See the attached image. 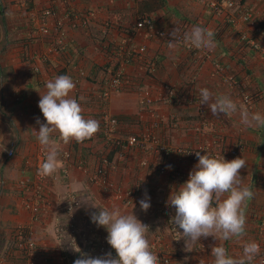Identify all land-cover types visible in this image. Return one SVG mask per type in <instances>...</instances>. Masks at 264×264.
I'll list each match as a JSON object with an SVG mask.
<instances>
[{
  "label": "crops",
  "instance_id": "1",
  "mask_svg": "<svg viewBox=\"0 0 264 264\" xmlns=\"http://www.w3.org/2000/svg\"><path fill=\"white\" fill-rule=\"evenodd\" d=\"M263 5L264 0H235L234 8L218 12V0H26V5L21 0H0V264H24L29 254L36 257L35 264H74L84 254L95 258L111 253L117 258L107 243V229L91 219L99 208L113 207L132 213L147 225L151 251L167 256L171 264H212L211 248L219 243L229 255H241L243 241H218L209 236L186 243L182 230L172 231L175 209L167 201L187 179L155 172L163 154L154 145L149 144L146 151L132 149L120 155L110 141L86 139L64 145L54 136L59 152L57 169L52 176L41 177L38 168L46 152L33 129L39 130L37 118L46 123L38 107L46 82L59 75L72 78L78 68L85 76L78 83L73 81L70 97L80 104L85 119L99 121L100 107L93 95L100 88L99 80L109 66L122 65L126 50L144 45V54L122 65L123 85L106 104L120 121L115 136L151 133L169 148V161L186 171H192L198 162L176 153L178 148L190 147L198 140L212 149L219 144L224 149L240 145L238 157L247 161L240 176L254 194L247 201L243 240L255 241L259 217L264 213V129H245L238 113L213 116L206 105L203 121L198 106L188 98L198 97L199 89L206 87L229 96L239 108L243 106L241 93L247 92L252 98L249 111L264 114V16L257 19V27L239 19L245 7L259 11ZM46 7L58 15L65 9H93L96 14L85 28L71 29L65 22L59 44L57 35L51 33L54 31L41 34L38 30ZM143 14H150L161 28L184 32L196 24L209 28L216 34L217 46L211 52L205 50L208 57L180 46L170 50L168 44L147 37L146 28L138 24ZM46 20L53 26L54 19ZM242 31L261 46L260 51L241 41ZM151 58L157 65L152 77L145 72V63ZM224 75L235 83L224 81ZM164 83L179 90L181 102L168 104L160 98ZM9 149L12 156L7 155ZM65 151L70 152L69 159L64 158ZM100 154L110 160L109 172L115 182L139 186L130 206L90 184L76 167L79 160L93 162L92 157ZM222 158L230 161L227 155ZM141 159L147 161L146 167L140 165ZM68 193L78 200L73 211L77 225L74 242L70 234H59L56 226V216L66 218ZM146 198L150 207L145 212L139 202ZM15 229L35 243L33 252L26 250L24 242L18 245L11 240Z\"/></svg>",
  "mask_w": 264,
  "mask_h": 264
},
{
  "label": "clouds",
  "instance_id": "2",
  "mask_svg": "<svg viewBox=\"0 0 264 264\" xmlns=\"http://www.w3.org/2000/svg\"><path fill=\"white\" fill-rule=\"evenodd\" d=\"M168 47L174 49L177 42L197 50L213 51L217 46L215 33L199 24L180 33L173 28ZM46 92L40 94L38 107L46 123L37 118L39 130L34 135L46 158L38 168L41 177L52 176L57 169L58 149L54 146V136L67 145L72 141L82 143L99 131V121L85 119L76 99L70 97L75 88L72 78L59 75L46 82ZM200 104L206 105L213 116L239 114V122L245 128L264 129V114L249 111L238 105L227 95L216 94L208 88L199 89ZM198 163L189 173V178L178 189L170 193L167 204L175 209L172 225L182 231L185 242H198L201 237L212 236L218 241L237 239L243 241L242 254L231 256L223 243L211 248L212 264H253L261 249L255 241H244L247 201L253 197L249 186L244 184L240 170L246 160L235 158L225 161L196 151ZM170 167V166H169ZM141 209L147 211V198L140 202ZM95 207V206H94ZM91 217L97 226L107 229V243L115 249L117 258L111 253L103 257L84 254L74 264H159L157 254L150 248L147 234L149 227L135 215L124 214L118 207L99 208Z\"/></svg>",
  "mask_w": 264,
  "mask_h": 264
},
{
  "label": "built area",
  "instance_id": "3",
  "mask_svg": "<svg viewBox=\"0 0 264 264\" xmlns=\"http://www.w3.org/2000/svg\"><path fill=\"white\" fill-rule=\"evenodd\" d=\"M139 2L141 0H134ZM22 5H26V0H21ZM235 7V0H218V12L224 11L226 9H231ZM95 10L93 9H84L81 11H72L66 10L63 15H58L56 12L52 11L50 7H46L42 10V18L39 21L38 30L41 34H49L55 33L57 35L58 43H62V36L64 35V24L67 22L69 28L78 29L85 28L88 26L90 21L95 17ZM264 16V5L262 9L259 11H252L250 8L245 7L239 14L240 21L250 24L253 27H257V19L263 18ZM34 17V16H33ZM51 18L54 19L53 26H49L48 21L46 19ZM232 20V19H231ZM138 24L141 27L146 28L147 37H154L159 39L165 44H169L171 40V31L172 29L157 27L154 22V18L150 14H143L138 17ZM180 33L184 31L179 30ZM105 33V31H104ZM240 39L244 43H247L252 49L256 51L261 50V46L249 36V34L245 31H242L240 34ZM176 46H180L183 49L194 52L201 53L202 55H206L205 50H197L192 47H189L183 42H177ZM146 51V47L144 45H137L134 50H126L122 54V65L129 63L131 60H134L136 56L144 54ZM208 57V55H206ZM109 66L102 77L99 80L100 88L99 90L93 92L95 96V100L99 104V131L90 139H99L102 141H110L111 146H113L120 155H124L127 151L132 149H138L141 151H146L149 144L154 145L162 154L163 160H160L155 164L154 170L156 173L161 175H170L176 179H187L189 178L190 171H186L180 167L174 166L168 159L169 148L165 146L162 142H160L156 137H154L151 133L145 132L140 135H128L124 138H120L115 136V132L118 129L120 121L118 118L113 116L107 110L106 104L109 101L112 94L120 91L123 81H124V69L123 66ZM156 61L151 58L148 59L145 63V72L147 75L151 77L156 71ZM217 70L221 72L222 68L220 65H217ZM85 76V71L83 69L78 68L73 75L72 79L75 83H78L79 80ZM224 81L227 83H235V81L229 77L225 76ZM179 90L168 83L162 84L160 87V98L170 104H176L181 102L182 100L179 96ZM241 97L243 100V107H246L248 110L252 107V98L251 94L247 92H242ZM190 103H194L198 106V114L203 121H206V109L203 105L200 104V96L198 97H189ZM98 106V105H97ZM223 144H219L215 149L209 147L204 141L198 140L194 145L190 147L178 148L176 149V153L179 155H184L191 160L198 162V157L196 156V151L200 152V155L208 154L215 158H222L227 155L229 160H233L238 158L239 150H241L240 145L224 149ZM8 156L13 155V150L9 149L7 151ZM64 158H70V152L65 151L63 153ZM95 161H86L84 159L76 162V167L85 175L87 181L90 184H94L99 186L103 191L110 193L112 197L126 206H130L131 203L135 200L138 195V191L140 190L138 185L131 186H121L117 182H115L110 175V160L108 159L106 154L96 155ZM140 165L146 167L148 165L145 159H141ZM170 166V167H169ZM78 200L74 193H68L66 196V218L64 219L62 215L56 216V226L59 234H70L71 241L74 242V236L77 232V225L75 221L74 208L77 205ZM171 229L175 232L177 229L170 222ZM259 236L255 240L256 243L259 244L261 252L260 255L256 258L253 264H264V213L259 217ZM10 238L14 243L18 245L24 242L25 248L28 252H33L35 248V243L30 240L24 239L23 231L19 229H15L11 234ZM104 250L102 246L100 248ZM156 254V253H155ZM159 264H171V261L167 256H160L157 254ZM36 257L32 254H29L27 260L24 264H35Z\"/></svg>",
  "mask_w": 264,
  "mask_h": 264
}]
</instances>
